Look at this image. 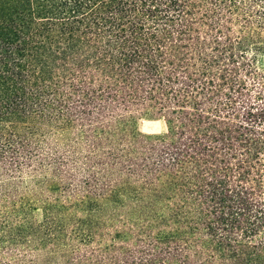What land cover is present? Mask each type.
Returning <instances> with one entry per match:
<instances>
[{"label":"trees","instance_id":"1","mask_svg":"<svg viewBox=\"0 0 264 264\" xmlns=\"http://www.w3.org/2000/svg\"><path fill=\"white\" fill-rule=\"evenodd\" d=\"M0 264H264V0H0Z\"/></svg>","mask_w":264,"mask_h":264},{"label":"rangeland","instance_id":"2","mask_svg":"<svg viewBox=\"0 0 264 264\" xmlns=\"http://www.w3.org/2000/svg\"><path fill=\"white\" fill-rule=\"evenodd\" d=\"M136 131H143L148 133L164 132L166 130V123L161 120L139 119L134 123Z\"/></svg>","mask_w":264,"mask_h":264}]
</instances>
